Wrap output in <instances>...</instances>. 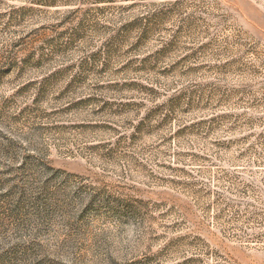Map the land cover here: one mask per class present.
Wrapping results in <instances>:
<instances>
[{
  "label": "rangeland",
  "instance_id": "rangeland-1",
  "mask_svg": "<svg viewBox=\"0 0 264 264\" xmlns=\"http://www.w3.org/2000/svg\"><path fill=\"white\" fill-rule=\"evenodd\" d=\"M0 264H264V0H0Z\"/></svg>",
  "mask_w": 264,
  "mask_h": 264
}]
</instances>
